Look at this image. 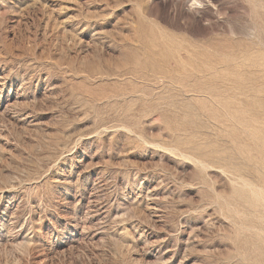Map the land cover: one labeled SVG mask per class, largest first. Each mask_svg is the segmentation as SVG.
<instances>
[{
  "label": "rangeland",
  "instance_id": "374dc122",
  "mask_svg": "<svg viewBox=\"0 0 264 264\" xmlns=\"http://www.w3.org/2000/svg\"><path fill=\"white\" fill-rule=\"evenodd\" d=\"M0 264H264V0H0Z\"/></svg>",
  "mask_w": 264,
  "mask_h": 264
}]
</instances>
